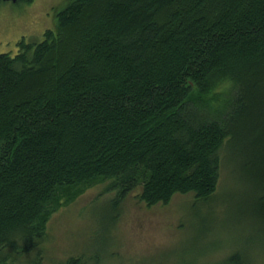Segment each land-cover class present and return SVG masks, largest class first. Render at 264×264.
I'll list each match as a JSON object with an SVG mask.
<instances>
[{
	"label": "trees",
	"instance_id": "obj_1",
	"mask_svg": "<svg viewBox=\"0 0 264 264\" xmlns=\"http://www.w3.org/2000/svg\"><path fill=\"white\" fill-rule=\"evenodd\" d=\"M228 164L252 231L216 264H260L264 0H69L41 42L0 54V264L79 186L108 180L112 210L136 192L211 205Z\"/></svg>",
	"mask_w": 264,
	"mask_h": 264
},
{
	"label": "rangeland",
	"instance_id": "obj_2",
	"mask_svg": "<svg viewBox=\"0 0 264 264\" xmlns=\"http://www.w3.org/2000/svg\"><path fill=\"white\" fill-rule=\"evenodd\" d=\"M68 1H0V54L15 56L21 40L41 42L46 31L55 30L56 14ZM221 174L211 205L197 207L192 195L148 207L136 192L112 210L116 195L108 180L79 186L72 201L55 208L44 238L20 264H216L232 247L245 250L252 231L249 220L238 221L233 208L232 165ZM257 255L264 264V252Z\"/></svg>",
	"mask_w": 264,
	"mask_h": 264
},
{
	"label": "water",
	"instance_id": "obj_3",
	"mask_svg": "<svg viewBox=\"0 0 264 264\" xmlns=\"http://www.w3.org/2000/svg\"><path fill=\"white\" fill-rule=\"evenodd\" d=\"M1 2H7V3H19V2H25L27 0H0Z\"/></svg>",
	"mask_w": 264,
	"mask_h": 264
}]
</instances>
